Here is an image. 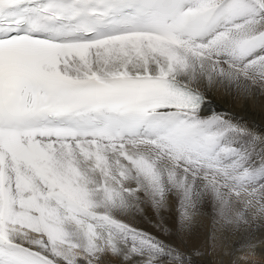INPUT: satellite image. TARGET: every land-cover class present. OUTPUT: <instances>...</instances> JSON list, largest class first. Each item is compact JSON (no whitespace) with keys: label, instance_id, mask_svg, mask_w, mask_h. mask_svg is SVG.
<instances>
[{"label":"snow or ice","instance_id":"6c2138e0","mask_svg":"<svg viewBox=\"0 0 264 264\" xmlns=\"http://www.w3.org/2000/svg\"><path fill=\"white\" fill-rule=\"evenodd\" d=\"M257 104L264 0H0V264H264Z\"/></svg>","mask_w":264,"mask_h":264},{"label":"bare ground","instance_id":"6f19581e","mask_svg":"<svg viewBox=\"0 0 264 264\" xmlns=\"http://www.w3.org/2000/svg\"><path fill=\"white\" fill-rule=\"evenodd\" d=\"M234 111L239 113V115L244 119L254 123L257 127H260L262 124H264V112H261L259 104H257V106L254 108L250 105L247 111H243L239 106H236ZM209 225L210 219L205 217L202 219V222L197 223L194 226L193 243L197 247H200V245L203 243V234L208 231ZM255 235L257 237V241H260L259 238L264 237V232L258 231L255 233ZM200 250L203 252V256H193V264H219L222 259H225V257L221 256L220 254L213 253L211 248L206 244L204 247H201ZM257 252L264 254V244L258 243Z\"/></svg>","mask_w":264,"mask_h":264},{"label":"clouds","instance_id":"9594fccd","mask_svg":"<svg viewBox=\"0 0 264 264\" xmlns=\"http://www.w3.org/2000/svg\"><path fill=\"white\" fill-rule=\"evenodd\" d=\"M247 260H248V257L241 254V256H240L241 264H247Z\"/></svg>","mask_w":264,"mask_h":264},{"label":"rangeland","instance_id":"374dc122","mask_svg":"<svg viewBox=\"0 0 264 264\" xmlns=\"http://www.w3.org/2000/svg\"><path fill=\"white\" fill-rule=\"evenodd\" d=\"M260 241H264V237L263 238H259Z\"/></svg>","mask_w":264,"mask_h":264}]
</instances>
